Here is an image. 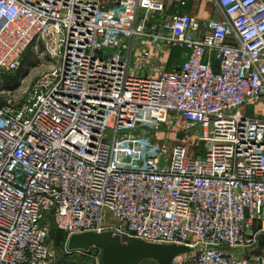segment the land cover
Returning a JSON list of instances; mask_svg holds the SVG:
<instances>
[{
	"label": "built area",
	"instance_id": "2783aa9c",
	"mask_svg": "<svg viewBox=\"0 0 264 264\" xmlns=\"http://www.w3.org/2000/svg\"><path fill=\"white\" fill-rule=\"evenodd\" d=\"M213 2L198 19L169 0H0V76L28 49L52 63L0 103V264H51L52 230L187 246L172 264H264V118L243 110L264 102V0ZM179 119L196 142L168 151L154 133Z\"/></svg>",
	"mask_w": 264,
	"mask_h": 264
},
{
	"label": "rangeland",
	"instance_id": "374dc122",
	"mask_svg": "<svg viewBox=\"0 0 264 264\" xmlns=\"http://www.w3.org/2000/svg\"><path fill=\"white\" fill-rule=\"evenodd\" d=\"M173 54V57L166 58L168 66L175 63L178 58L176 50H173ZM51 64V60L43 48L28 49L23 55L22 64L18 71L0 76V92L5 91L0 93V103L7 99H12L13 103L24 100L38 81L49 71ZM8 91L10 93H7ZM243 110L247 115L254 116L249 114L255 110L254 104H246ZM154 136L168 146V151L174 143H185L189 146L196 142L193 130L190 131L182 119H179L174 126L156 131ZM131 164L134 167L138 166L140 159L131 160ZM48 244L52 254L51 264H81L71 262V259L63 254L62 245L56 246L52 237L49 238Z\"/></svg>",
	"mask_w": 264,
	"mask_h": 264
},
{
	"label": "water",
	"instance_id": "95a60500",
	"mask_svg": "<svg viewBox=\"0 0 264 264\" xmlns=\"http://www.w3.org/2000/svg\"><path fill=\"white\" fill-rule=\"evenodd\" d=\"M39 92L37 90L36 95ZM66 245L70 250L99 249L102 264H140L146 260L172 264L175 256L189 250L184 245L152 243L133 237L124 240L121 235L111 231L76 233L67 239Z\"/></svg>",
	"mask_w": 264,
	"mask_h": 264
},
{
	"label": "crops",
	"instance_id": "0c3cea01",
	"mask_svg": "<svg viewBox=\"0 0 264 264\" xmlns=\"http://www.w3.org/2000/svg\"><path fill=\"white\" fill-rule=\"evenodd\" d=\"M181 2H184V5H181ZM169 3L171 11L186 12L198 19H207L217 15L213 0H169ZM177 59H179V57ZM252 104H254L255 110L249 114L264 118V102L261 101Z\"/></svg>",
	"mask_w": 264,
	"mask_h": 264
},
{
	"label": "trees",
	"instance_id": "16d2710c",
	"mask_svg": "<svg viewBox=\"0 0 264 264\" xmlns=\"http://www.w3.org/2000/svg\"><path fill=\"white\" fill-rule=\"evenodd\" d=\"M21 64H22V62H21ZM50 237H52L54 239V243H55L56 246H61L62 245V247H63L65 245L66 236L61 231L52 230L51 233H50Z\"/></svg>",
	"mask_w": 264,
	"mask_h": 264
}]
</instances>
